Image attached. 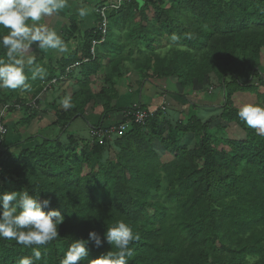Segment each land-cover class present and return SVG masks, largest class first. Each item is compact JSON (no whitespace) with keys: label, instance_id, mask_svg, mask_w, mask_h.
Returning <instances> with one entry per match:
<instances>
[{"label":"trees","instance_id":"1","mask_svg":"<svg viewBox=\"0 0 264 264\" xmlns=\"http://www.w3.org/2000/svg\"><path fill=\"white\" fill-rule=\"evenodd\" d=\"M100 2L95 10L108 1ZM92 16L96 21L86 19L90 29L69 17L61 31L65 43L74 40L76 48L57 62L36 55L26 69L28 88L0 91V107L19 106L12 109L22 114L13 128L18 134L37 118L38 109L29 103L43 107L38 97L46 85L73 80L72 107L57 110L52 124L59 128L57 136L37 135L38 146L15 151L33 137L15 145L6 137L0 147V192L40 193L41 200L51 201L45 211L59 210L65 218L55 240L33 246L42 253L35 264H60L74 240H87L90 231L103 237L119 220L139 237L130 244L134 255L128 264H264V133L240 119L236 103L244 98L264 105V0H132L107 12L106 38L95 47L102 39L101 19ZM4 34L7 30H0ZM5 52L0 45V58ZM37 66L45 70L43 78L32 79ZM127 66L139 87L145 81L157 88L158 82L168 83L180 89L174 95L183 105L212 88L219 104H191L184 121L172 111H158L144 127L134 125L104 143L69 133L89 105L102 110L101 119L133 109L117 106ZM201 107H212L215 118L195 114ZM216 120L227 127L216 124L213 132ZM102 126L91 125L90 133L107 129ZM231 126L243 139L226 135ZM188 135L197 139L192 148L183 142ZM156 143L172 157L169 163L161 161ZM88 247L89 260L115 250L107 242ZM31 251L0 238V264H18Z\"/></svg>","mask_w":264,"mask_h":264},{"label":"clouds","instance_id":"2","mask_svg":"<svg viewBox=\"0 0 264 264\" xmlns=\"http://www.w3.org/2000/svg\"><path fill=\"white\" fill-rule=\"evenodd\" d=\"M66 4L67 0H0V30H7V34L0 35V45L6 50L5 58H0V89L28 88L26 69H31L36 60L32 51L34 44L40 50L54 49L62 53L68 50L57 31L42 22L64 9ZM78 15L86 17L88 9L79 8ZM171 38L178 39L175 35ZM44 71L37 66L32 71V79L43 78ZM60 103L64 109L72 107L70 96L64 97ZM137 106L141 108V104ZM238 116L249 127L264 133V105L245 104ZM50 205V200L40 199V193L0 192V238L15 240L32 250L31 255L21 258L18 264H35L42 253L33 246L46 245L59 236L58 228L65 218L59 210L45 211ZM138 239L133 229L124 220H119L114 226L107 227L103 237L90 231L87 240H74L60 264H79L85 260L88 264H128L134 255L130 244ZM105 242L115 250L89 260V244L99 249Z\"/></svg>","mask_w":264,"mask_h":264},{"label":"crops","instance_id":"3","mask_svg":"<svg viewBox=\"0 0 264 264\" xmlns=\"http://www.w3.org/2000/svg\"><path fill=\"white\" fill-rule=\"evenodd\" d=\"M100 1H105V0H67L66 7L64 9L60 10L57 14H54L53 16H51V19L56 15L64 18V21L61 22L62 24L59 25L60 29L62 30V27L68 22L69 17L75 16L78 18L79 21H83V20H85V18L86 19L91 18L93 15L94 9L101 3ZM107 1L109 2V0H107ZM81 7H86L88 9V15L84 18H81L78 15V9ZM60 34L62 35V31ZM64 81H65L64 82L65 88L63 91L64 93L63 92H61V93H62V95L66 93V96H71L72 94H67V92H68L67 88L74 89V86H72V84L69 83V81L66 78L64 79ZM144 86H145V84L142 87H140L139 90H135L136 88L129 89V87H127L126 85H125V87H123V85H120L119 87H117L118 88L117 91L119 92V99L117 102V106L119 108H126V107H132V106L141 104L142 106L146 107L147 110L148 109L151 110V109H154L156 106L160 105V104H158V102L160 101V103H161L162 97L165 95L166 96L165 103L167 106V110L172 111L173 114H174V112H177L178 110H180L181 113L189 114V112H190L189 107L190 106H188V105L180 106L178 101L176 102L173 99V97H175L174 94H177L176 92H174V89H170V90L163 89V90H161L160 88L156 87V89H154V90L149 89L147 91V89H148L147 86H145V87ZM158 86H159V84H158ZM170 87L173 88V86H171V85H170ZM55 89H56V91H54V92L51 91V93H49L50 91H48L46 94L43 93L38 97V98H40V100H39L40 103H42V105H43L42 108L37 107L38 111H39L38 116L40 115V117L44 116V118L50 119V121L48 122L47 125H45L44 127H40V129L38 130V131H40V133H43L45 131L47 132V131H49V129H50L49 132L55 133L53 131L52 124L56 121V118L53 119V117L50 116L51 114L49 113L51 110L49 108L45 107L46 103H50V107L52 105H54V95L53 94L58 93L60 87H57ZM50 96H52L53 99H51ZM201 101L207 102V100H201ZM212 102L214 103L215 101H212ZM182 103H184V102H181V104ZM191 104H192V102H191ZM90 111L91 110L88 109V111H87L88 114L86 112L87 115H85V118L78 119L75 123L71 124L68 127V132L73 134L75 137H79V139H82V137H81V132H82L81 128H82V129H85L87 131V138L90 139V137L92 136V133H90V126L91 125L95 126L92 123H96L98 126L100 124H102L103 125L102 127L109 128L112 126H117L123 120L122 113H111L106 119H101V114H102L101 109H96V110L91 111V113H94L93 116L89 115ZM18 112L20 113V111L9 112L8 116H7V118H8L7 119V125L9 128V134L7 135V139L9 141L8 142L9 145H13V144L15 145L16 143H18L20 138H22V136L20 137V135H21V130H23V129H21L18 134H14V132H13V128L15 127V124L18 123L19 121H21V119H22V116L20 117ZM18 116H19V119H17ZM10 117H13V118L10 119ZM172 117L174 118L173 115H172ZM13 119H17V121L12 123ZM174 119H176V118H174ZM42 122L45 123L44 120ZM80 122L82 123L81 126H80ZM18 127L19 126H17V128ZM41 131H43V132H41ZM24 132H25V129H24ZM1 148H0V150H1ZM22 148H23V145L21 144V145L14 147L13 150H18V149H22Z\"/></svg>","mask_w":264,"mask_h":264},{"label":"rangeland","instance_id":"4","mask_svg":"<svg viewBox=\"0 0 264 264\" xmlns=\"http://www.w3.org/2000/svg\"><path fill=\"white\" fill-rule=\"evenodd\" d=\"M95 10V9H94ZM96 11V10H95ZM94 11V13L95 14H97V12H95ZM92 20L93 21H96V16H92ZM62 21H64V18H62V17H59V16H54L52 19H51V17H47V18H45L42 22H44V23H47L50 27H52V28H54L56 31H57V33L60 35V37L64 40V38H63V35H61L60 33H61V29H60V27H59V25H61L62 23ZM83 22V26H85V27H87L88 29H90V28H92L91 27V24H92V22H91V19L89 20V21H87L86 20V18H85V20H83L82 21ZM65 23V22H64ZM73 43V44H72ZM75 43H76V41L74 42V40L73 41H71L69 44H67V46H68V50L66 51V52H59L58 50H54V49H48V50H40V49H38V47L36 46V44H34L33 46H32V51H33V53H35V55H38V56H45L47 59H52L54 62H57V61H59L60 59H62V58H64L70 51H72V50H74L75 48H76V46L74 47V45H75ZM72 44V45H71ZM263 54H264V52H263ZM126 72H128V73H130V74H128V75H126V78H124V80H123V83H122V85H123V87H125V81H126V79H127V81L129 82V85H130V87H129V89H134V88H136L135 90H139L140 89V87L138 86V76H137V74L133 71V68H132V66H127V70H126ZM64 79L65 78H62V79H60V81H59V83L56 85V87H60V89H59V91H58V93H56V94H53L54 95V105H52L51 107H50V103H46V105H45V107L46 108H49L51 111L49 112L51 115L50 116H52L53 117V119H55L56 118V111L57 110H66V109H64L63 107H62V105H59L58 103H56V101L58 100V98L59 97H61L62 96V93L61 92H63L64 91V88H65V84H64ZM98 83L99 84H102V80L100 79V78H98ZM215 81V79L213 80V82ZM72 82H73V80H72ZM72 82H70V83H72ZM159 83V88L160 89H168V90H170V89H174V92L175 91H179L180 89L179 88H177L176 86V88H171L170 87V84H168V83H163V82H158ZM144 84H145V86H147V91L150 89V90H154V89H156V87H154L153 85L154 84H152V83H150V82H147V81H145L144 82ZM214 85H216V83H213ZM121 85V84H120ZM119 85V86H120ZM144 86V87H145ZM176 89H179V90H176ZM2 89H0V91H1ZM67 90H68V92H67V94H72L73 93V90L74 89H71V88H67ZM125 90V89H124ZM11 90H7L6 92H7V95H9L11 92H10ZM180 92V91H179ZM64 93V92H63ZM175 97H173V99L177 102L178 101V103L180 104V106H183V104H181V102H184V100H182V98H180V97H178V96H176V95H174ZM51 97V99H53L52 98V96H50ZM194 98V99H193ZM39 100H40V98H38ZM201 100H207V101H215L216 100V95L213 93V89L211 88L208 92H207V94L206 95H204V94H199V93H197V94H194L192 97H190V99H189V102H192V104L194 105V104H199V103H202V102H200ZM159 101V100H158ZM48 102V101H47ZM236 103H237V105L239 106V107H242V106H244L245 104H250L251 102H247L244 98H241V100H236ZM158 104H160V101L158 102ZM215 104H219L217 101L215 102ZM215 104H213V105H215ZM252 104V103H251ZM199 105H201V104H199ZM188 106H190L189 107V109H192V105L190 104V105H188ZM205 106V105H204ZM92 106L91 105H89L88 107H87V111H88V109L90 110V108H91ZM156 108V107H155ZM154 108V109H155ZM211 109H212V107H210V108H207V107H201L200 108V110L198 109L196 112H195V114H197V115H199V114H201V116H203L204 117V120H209L210 118H215V114H214V112L212 113L211 112ZM151 110H153V109H151ZM16 110H12V111H10V112H15ZM17 111H19V110H17ZM86 111V112H87ZM91 111H93V109L91 110ZM91 111H90V114L89 115H91V116H93L94 115V113H91ZM171 112V111H170ZM19 113V112H18ZM158 113V112H157ZM87 114H88V112H87ZM87 114H85V115H87ZM170 114H172V112L170 113ZM19 115H20V117L22 116V114L21 113H19ZM123 116L125 115V114H122ZM155 115V114H154ZM153 115V116H154ZM43 116V115H42ZM173 116H174V118H176V119H178V120H182V121H184V114L183 113H181L180 112V110H178L177 112H174V114H173ZM11 118H13V117H10V119ZM16 118V117H15ZM8 119V118H7ZM17 119H19V116L17 117ZM17 119H13L12 121V123H14L15 121H17ZM45 121V123L44 122H42L43 120ZM42 120V121H41ZM50 121V119H48V118H44V116L43 117H40V115L39 116H37V118L34 120V122L31 124L32 126L30 127V129L28 130V131H25L24 132V129L23 130H21V135H20V137L22 136V138H20V140L18 141V143H23V142H26V140L28 141L31 137H33L32 138V140H31V142L30 143H23V144H25V145H23V148L22 149H28V148H33V147H35V146H38L39 144H40V142H41V139H39L38 138V136L37 135H45V136H47V137H55V136H57V133L59 132V128L58 127H54L53 125V131L55 132V133H51V132H49L50 131V129H49V131H45V132H43V131H41V132H43V133H40V131H38L39 129H40V127H44L45 125H47L48 124V122ZM217 122L216 123H213L212 125H211V127H210V130H212L213 132L216 130L215 129V127H216V124H220V125H222L223 127H227V125L226 124H224L223 123V121H219V120H216ZM6 122H7V120H6ZM10 122V121H9ZM11 123V122H10ZM93 125H95V127L96 128H98V125L96 124V123H92ZM43 125V126H42ZM82 125V123L80 122V126ZM230 127V126H229ZM103 128V127H102ZM48 129V128H47ZM67 130H68V128H67ZM81 137H82V139H87V131L85 130V129H82L81 128ZM226 135H228V137L229 138H232L233 140L234 139H243V134L238 130V129H236V128H233V126H231V128H230V131L229 130H227L226 131ZM112 139V138H111ZM196 137H194L193 135H188L186 138H185V140L183 141L186 145H189V147L190 148H192L193 147V145L196 143ZM25 146V147H24ZM154 148L159 152V154H160V158H161V161L163 162V163H169L171 160H172V157L171 156H169V155H165L164 153H163V151H162V149H161V147H160V145L159 144H154ZM2 151V150H1ZM13 151H15V150H13ZM3 152V151H2ZM1 163V162H0ZM85 173H88V170H86L85 171ZM253 263V262H252ZM252 263H250V264H252Z\"/></svg>","mask_w":264,"mask_h":264},{"label":"built area","instance_id":"5","mask_svg":"<svg viewBox=\"0 0 264 264\" xmlns=\"http://www.w3.org/2000/svg\"><path fill=\"white\" fill-rule=\"evenodd\" d=\"M110 2H105L104 5L100 8H98L96 10L97 14H99V17L101 19V24H100V29H101V33H102V39L100 42L98 43H93V46L95 47L97 44H102L106 38L107 35V25H108V20H107V12L108 11H118L121 9V7L126 4L129 3L132 0H109ZM92 54L94 55V48L92 50ZM79 66V64H76L74 67ZM72 68H68L67 69V73H70V70ZM59 80H53L51 83H49L48 85H46L43 93H47L48 91L51 90L52 86H56L59 83ZM166 100V96L164 95L162 97L161 103L159 106H156L155 109L150 110V111H144L142 110L139 106L135 105L133 107V109L126 113L124 115V122L120 125H118L117 127H109L105 130H99V131H94L92 133V136H94L96 139L99 140L100 143H104V138L108 137V138H113V137H122L128 130H130V128L133 125H139L141 127L145 126V122L147 120V118L153 116L154 114H156L158 111H162V112H166L167 110V106L165 103ZM29 106L31 107V109H38L37 106L35 105V102H31L29 103ZM19 108L18 105H12V104H5L0 108V147L3 143V141L5 140V138L7 137V135L9 134V128L7 125V116L8 113L12 110V109H16Z\"/></svg>","mask_w":264,"mask_h":264}]
</instances>
